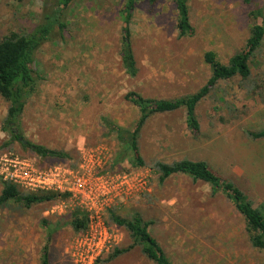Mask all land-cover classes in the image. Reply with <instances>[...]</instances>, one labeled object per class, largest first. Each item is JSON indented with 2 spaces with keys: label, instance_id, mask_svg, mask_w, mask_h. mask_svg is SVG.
<instances>
[{
  "label": "rangeland",
  "instance_id": "obj_1",
  "mask_svg": "<svg viewBox=\"0 0 264 264\" xmlns=\"http://www.w3.org/2000/svg\"><path fill=\"white\" fill-rule=\"evenodd\" d=\"M126 2L76 0L62 10L61 0H0V39L52 24L35 53L38 86L27 99L20 130L26 140L69 155L40 158L11 141L3 129L8 104L0 97V159L16 156L39 169L64 168L92 185L82 198L66 191V198L29 208L12 202L0 207V264H40L47 244L51 264H151L139 249L105 262L132 243L108 219L111 210L128 218L139 213L151 222V234L173 264H264V251L252 247L244 218L229 200L185 175L162 182L154 170L156 162L204 160L255 207L264 204V139L246 134L264 129V44L252 64L258 86L248 91L238 78L222 81L198 104V138L185 109L148 118L138 136L144 167L133 165L124 141L107 125L135 128L141 113L125 99L129 92L173 100L199 91L210 78L205 52L226 63L244 47L251 27L247 5L191 0L196 33L180 38L172 0L139 1L131 22L138 68L132 76L122 62L120 12ZM4 182L0 176V191ZM104 189L109 193L102 197ZM76 207L100 223L92 220L88 230L75 232L67 222Z\"/></svg>",
  "mask_w": 264,
  "mask_h": 264
},
{
  "label": "trees",
  "instance_id": "obj_2",
  "mask_svg": "<svg viewBox=\"0 0 264 264\" xmlns=\"http://www.w3.org/2000/svg\"><path fill=\"white\" fill-rule=\"evenodd\" d=\"M76 0H61L62 10L68 8ZM141 0H127L121 9L123 18L122 27V62L132 76L138 72L135 56L132 49L131 22L137 3ZM154 3L156 0H150ZM260 2L256 4L257 2ZM175 5L176 27L179 37H193L196 33L191 21V0H172ZM248 7L251 20L249 37L242 50L235 53L226 63H223L214 51L204 54V62L210 70L207 83L196 93L173 100L145 98L138 92H129L125 99L140 110V119L134 129H124L108 122L112 132H116L124 141L126 152L133 155V165L137 168L145 166L138 145L139 132L153 115L175 112L185 109L187 125L195 138L201 135V126L196 115L198 104L222 81L239 79L240 88L248 91L258 86L252 78V64L256 53L264 44V0H244ZM52 31V24H43L29 33L11 32L0 39V97L7 104V114L3 121V129L11 135V141H19L40 158L68 159L69 155L63 151L51 149L26 140L20 130V119L24 113L27 99L35 93L38 78L34 69L35 53L41 44L48 40ZM252 140L264 139V129L259 131L246 130ZM154 170L160 175L163 182L174 175H185L194 181H202L209 185L213 194H221L229 200L235 210L244 218L246 232L253 248L264 251V204L255 207L245 192L234 182L226 180L215 173L204 160L182 159L171 163L156 162ZM68 195V194H67ZM67 195L53 191L29 192L12 182H4L0 191V207L10 202L20 204L26 208L34 204H41L66 198ZM108 219L117 227L123 228L131 238V245L127 248H116L108 260L139 249L140 253L151 264H173L160 246L157 239L151 234L147 222L139 214L131 218L121 216L111 210ZM47 223V221H44ZM90 218L87 212L76 207L69 214L68 225L75 232H84L89 228ZM40 264H51V254L48 244L42 249Z\"/></svg>",
  "mask_w": 264,
  "mask_h": 264
},
{
  "label": "built area",
  "instance_id": "obj_3",
  "mask_svg": "<svg viewBox=\"0 0 264 264\" xmlns=\"http://www.w3.org/2000/svg\"><path fill=\"white\" fill-rule=\"evenodd\" d=\"M0 176L5 182H12L29 192L53 191L57 193L66 192L77 198H82L92 190V185L88 184L80 175L60 167L50 169H39L32 162L19 157H5L0 159ZM103 196H107L104 189ZM86 193V194H84ZM90 218V217H89ZM94 221L100 223L99 218L90 219V224ZM88 230V229H87ZM93 227L90 234L93 233Z\"/></svg>",
  "mask_w": 264,
  "mask_h": 264
}]
</instances>
